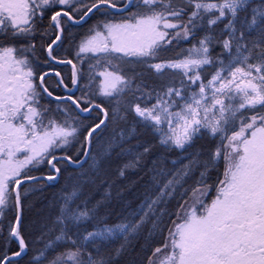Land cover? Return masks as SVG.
I'll use <instances>...</instances> for the list:
<instances>
[{
	"label": "snow or ice",
	"instance_id": "snow-or-ice-1",
	"mask_svg": "<svg viewBox=\"0 0 264 264\" xmlns=\"http://www.w3.org/2000/svg\"><path fill=\"white\" fill-rule=\"evenodd\" d=\"M0 264H264V0H0Z\"/></svg>",
	"mask_w": 264,
	"mask_h": 264
}]
</instances>
